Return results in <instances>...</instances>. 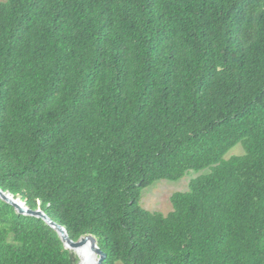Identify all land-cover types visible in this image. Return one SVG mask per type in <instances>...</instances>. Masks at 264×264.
I'll return each instance as SVG.
<instances>
[{"label":"trees","instance_id":"trees-1","mask_svg":"<svg viewBox=\"0 0 264 264\" xmlns=\"http://www.w3.org/2000/svg\"><path fill=\"white\" fill-rule=\"evenodd\" d=\"M0 189L101 264H264V0L0 1ZM0 264L78 259L0 199Z\"/></svg>","mask_w":264,"mask_h":264},{"label":"rangeland","instance_id":"rangeland-1","mask_svg":"<svg viewBox=\"0 0 264 264\" xmlns=\"http://www.w3.org/2000/svg\"><path fill=\"white\" fill-rule=\"evenodd\" d=\"M242 153V148L236 145L226 154L225 158L230 155H241ZM205 173H207L206 170L197 173L190 171L183 178L175 182L163 180L152 183L150 186L141 190L140 206L149 212H158L163 215L167 214L171 211L170 196L175 192L186 191L190 179ZM70 252L77 257L78 264H80L81 258L72 250Z\"/></svg>","mask_w":264,"mask_h":264},{"label":"water","instance_id":"water-1","mask_svg":"<svg viewBox=\"0 0 264 264\" xmlns=\"http://www.w3.org/2000/svg\"><path fill=\"white\" fill-rule=\"evenodd\" d=\"M0 199L11 205L17 214L31 216L42 219L51 229H53L60 238L63 247L67 250L74 251L77 248H87L88 252L96 257L93 264H101L105 258V254L97 247L96 240L91 235L81 236L76 241L69 238L64 227L52 221L41 209H31L23 202L13 198L9 193L0 189Z\"/></svg>","mask_w":264,"mask_h":264},{"label":"bare ground","instance_id":"bare-ground-1","mask_svg":"<svg viewBox=\"0 0 264 264\" xmlns=\"http://www.w3.org/2000/svg\"><path fill=\"white\" fill-rule=\"evenodd\" d=\"M81 258L80 264H93L96 261V257L89 253L87 248H77L73 251Z\"/></svg>","mask_w":264,"mask_h":264}]
</instances>
